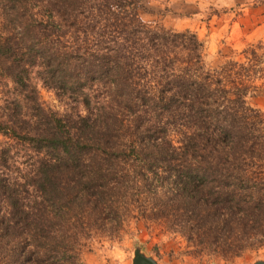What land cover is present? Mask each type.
Returning <instances> with one entry per match:
<instances>
[{"label":"trees","instance_id":"obj_1","mask_svg":"<svg viewBox=\"0 0 264 264\" xmlns=\"http://www.w3.org/2000/svg\"><path fill=\"white\" fill-rule=\"evenodd\" d=\"M139 8L0 0V264H85L128 217L202 251L264 243V112L245 99L264 46L208 66L194 32Z\"/></svg>","mask_w":264,"mask_h":264},{"label":"rangeland","instance_id":"obj_2","mask_svg":"<svg viewBox=\"0 0 264 264\" xmlns=\"http://www.w3.org/2000/svg\"><path fill=\"white\" fill-rule=\"evenodd\" d=\"M139 4L144 21L194 32L202 42L208 66L227 58L242 60L240 51L249 44L260 42L264 46V0H139ZM6 94L9 92L0 82V98ZM39 94L47 104L63 109L51 89L40 86ZM245 99L264 112V87L249 91ZM134 245L142 246L164 264H251L264 258V243L233 253L202 251L159 222L128 217L117 232L97 233L86 239L82 259L85 264H130Z\"/></svg>","mask_w":264,"mask_h":264},{"label":"water","instance_id":"obj_3","mask_svg":"<svg viewBox=\"0 0 264 264\" xmlns=\"http://www.w3.org/2000/svg\"><path fill=\"white\" fill-rule=\"evenodd\" d=\"M130 264H164L154 255L146 252L142 246L134 245L130 257ZM251 264H264V258H258Z\"/></svg>","mask_w":264,"mask_h":264}]
</instances>
